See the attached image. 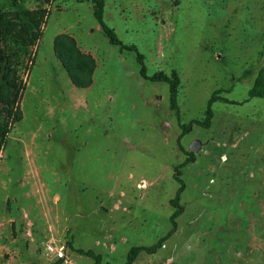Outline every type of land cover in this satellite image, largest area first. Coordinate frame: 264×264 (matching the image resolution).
Masks as SVG:
<instances>
[{
    "label": "rangeland",
    "instance_id": "374dc122",
    "mask_svg": "<svg viewBox=\"0 0 264 264\" xmlns=\"http://www.w3.org/2000/svg\"><path fill=\"white\" fill-rule=\"evenodd\" d=\"M0 15L11 25L0 43V264H54L48 246L63 247L61 264L94 263L68 241L119 264L155 244L185 158L180 125L202 119L217 89L244 101L264 66V0H104V24L147 75L177 72L178 115L168 85L108 42L90 0H0ZM60 36L92 58L88 86L54 51ZM211 107V126L181 139L201 146L181 169L177 230L133 264H264V99Z\"/></svg>",
    "mask_w": 264,
    "mask_h": 264
},
{
    "label": "trees",
    "instance_id": "16d2710c",
    "mask_svg": "<svg viewBox=\"0 0 264 264\" xmlns=\"http://www.w3.org/2000/svg\"><path fill=\"white\" fill-rule=\"evenodd\" d=\"M91 1V8H92V15L96 19V21L100 25V29L103 34L106 36L108 42L111 45L117 46L119 51H129L135 53L136 62L139 65V75L148 81L151 82H164L168 85V107L171 111H174L178 115V105H177V92L178 87L180 84V80L178 77L177 72L172 69L168 74L164 73L163 71H157L152 75H147L146 69L143 63L144 56L140 54L136 47L133 45H124L122 44L118 38L116 37L114 31L106 26L103 22V8H104V0H90ZM23 16L27 19L29 16L28 12L21 11ZM11 29V25L9 22L5 21L3 17L0 15V43L2 40L3 34L8 33ZM64 40L63 36H60L54 42V51L57 53L58 57L60 58L62 65L64 66L65 70L67 71L71 81L74 85L80 88H84L89 85L91 71L94 66V62L91 58V63L85 60L83 54H81L73 44L71 39H67L69 44L63 43ZM71 43V45H70ZM61 48V50H60ZM60 51L62 52V56H60ZM1 51H0V59H1ZM252 75V71L250 69H246L242 72L241 76L233 78L235 81H240L242 79H247ZM228 92L226 89H217L213 91L210 97L207 100V106L203 114V118L198 120H191L188 124H181L180 125V134L177 136V146L179 151L185 156L184 160L174 166V179L178 183V188L174 194V196L169 200V204L172 207L173 211L169 217L170 221V229L159 238L155 244L151 246H132L126 256V260L119 264H133L137 259L139 253L146 252L147 254H153L158 249L162 248L165 241H167L177 230V222L176 219L184 212L185 206L180 202V196L183 192L185 186L180 178L181 176V169L185 167L188 163H192L196 160L195 153L186 150L181 145V139L184 135L188 134L193 126H198L201 128H209L212 123L213 119V111H212V104L215 102H223L225 104H242L247 102L248 99L251 98H259L264 99V66H261L255 73L254 78L252 80V84L247 91V98L242 102H237L233 100H228L226 97L222 95V93ZM9 132V126L7 123H2L0 125V142H4L7 133ZM66 245L74 252L90 257L94 260L93 264H102V256L101 254L94 253L91 250H84L81 248H74L71 241H68ZM54 264H61V259H57ZM104 264H111V263H104Z\"/></svg>",
    "mask_w": 264,
    "mask_h": 264
},
{
    "label": "built area",
    "instance_id": "2783aa9c",
    "mask_svg": "<svg viewBox=\"0 0 264 264\" xmlns=\"http://www.w3.org/2000/svg\"><path fill=\"white\" fill-rule=\"evenodd\" d=\"M48 252L52 253L57 259L64 258L63 247H59L57 249L53 248L52 246L47 247Z\"/></svg>",
    "mask_w": 264,
    "mask_h": 264
},
{
    "label": "water",
    "instance_id": "95a60500",
    "mask_svg": "<svg viewBox=\"0 0 264 264\" xmlns=\"http://www.w3.org/2000/svg\"><path fill=\"white\" fill-rule=\"evenodd\" d=\"M200 146L201 142H199L198 140H193L189 145V150L196 153L199 150Z\"/></svg>",
    "mask_w": 264,
    "mask_h": 264
}]
</instances>
